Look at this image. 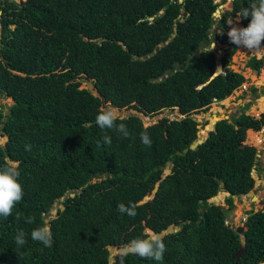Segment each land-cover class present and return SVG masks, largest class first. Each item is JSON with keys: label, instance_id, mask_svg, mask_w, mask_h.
Instances as JSON below:
<instances>
[{"label": "trees", "instance_id": "trees-1", "mask_svg": "<svg viewBox=\"0 0 264 264\" xmlns=\"http://www.w3.org/2000/svg\"><path fill=\"white\" fill-rule=\"evenodd\" d=\"M252 2L232 0L215 17L214 0H0V94L13 99L7 111L0 104V165L18 163L24 188L12 214L0 217V264H108L109 244L124 246L173 223L182 229L162 237L163 264H263L264 208L246 210L242 233L227 214L234 194L257 184L258 148L245 140L264 126V110L254 116L246 103L231 117L208 115L214 129L201 128L207 139L190 147L199 130L192 115L247 79L230 66L237 46L224 27ZM240 21L247 26L250 17ZM214 33L225 45L220 57ZM218 62L225 71L210 79ZM247 66L259 71L264 55ZM83 78L97 94L81 86ZM106 101L148 115L177 108L182 116L148 125L137 114L118 116L129 132L123 137L95 122ZM144 132L150 146L141 142ZM220 190L230 192L227 207L209 201ZM57 198L56 215L46 219ZM120 204L135 205L136 215L122 214ZM44 224L51 247L30 236ZM18 229L27 234L23 246L15 243ZM113 264L157 262L117 253Z\"/></svg>", "mask_w": 264, "mask_h": 264}, {"label": "clouds", "instance_id": "clouds-1", "mask_svg": "<svg viewBox=\"0 0 264 264\" xmlns=\"http://www.w3.org/2000/svg\"><path fill=\"white\" fill-rule=\"evenodd\" d=\"M250 17V21L246 27L239 26L241 18ZM229 30L227 36L231 43L237 48L247 49L248 51L264 49V0H253L246 8L241 16L236 18V23L233 20L228 21ZM214 35L209 38L212 40V48L215 47ZM118 115L115 107H106L99 111L96 116V124L103 129H113L120 133L123 137H128L129 132L124 123H117ZM141 142L146 146L151 145V140L147 132L141 134ZM104 143L111 144V138L104 136ZM26 150L30 151L28 146ZM20 171L18 163L14 161H6L0 165V217L7 218L12 214L15 205L20 202L24 196V188L20 182ZM254 190V188H253ZM122 214L129 216L136 215L135 205L118 206ZM17 219L19 217L17 216ZM28 223L32 222L29 218ZM31 239L43 244L45 247H51L53 237L50 227L47 224L33 229L30 233ZM27 234L23 229H18L15 234V243L17 246L26 244ZM166 245L163 239L158 234H149L146 237L132 239L124 246L123 254L138 255L142 258L152 259L157 264H163Z\"/></svg>", "mask_w": 264, "mask_h": 264}, {"label": "rangeland", "instance_id": "rangeland-1", "mask_svg": "<svg viewBox=\"0 0 264 264\" xmlns=\"http://www.w3.org/2000/svg\"><path fill=\"white\" fill-rule=\"evenodd\" d=\"M21 1V0H16ZM215 2L220 3L219 7L224 10H231L232 0H214ZM220 17V16H215ZM240 16H235L228 21L233 20L234 23H236V18ZM239 26L244 27L245 25L241 23V21L238 22ZM213 28H216V25L214 24ZM224 29L228 32L229 25L224 27ZM0 32H1V23H0ZM214 49L216 50L217 56L220 57L223 54L225 45L221 42H215ZM212 47V43H211ZM257 56L258 58L264 55V49L261 50H254V51H248L247 49L243 48H237L234 55L231 58L230 66L238 71H241L245 77L247 78L246 81L238 87L236 90L233 91L231 95L226 97L225 99L221 101H215L213 102L210 107L207 109L201 110L198 113H194L193 115L197 116V121L199 122V130L201 128H204L206 126V119L205 116L212 115V117L215 115L219 117H231L233 114H235L237 111H239L246 103H250L249 107L247 108V112L254 115L259 116L260 112L264 110V94H260L259 96H256L250 86L256 85L258 86L261 91L264 89V66L259 70L256 71L249 66H247V61L251 56ZM91 82L90 79L83 78L81 82L82 87H86L87 84ZM97 94V91L95 92ZM13 99L11 97H8L6 95L0 94V104L4 105L5 111H7L8 106L12 104ZM263 104V105H262ZM106 107H115L117 110V115L120 117L128 116L130 114H137L139 115L143 123L145 125H148L150 123L156 122L159 118L163 116H169L170 118H180L182 114L179 113L177 108L170 109L165 108L163 111L158 112L153 115L144 114L141 111L136 110L133 107H116L113 106L109 101H106L102 105V109ZM210 118H208L209 120ZM254 130V129H253ZM4 137L0 136V144H3ZM248 144L255 145L258 148V159L262 158L264 160V126L261 129L254 130L252 129L247 133V138L245 140ZM257 159V162H258ZM256 164L258 165V163ZM256 164L253 167V171L258 172V178L261 177L263 179L264 170L261 172L256 169ZM261 168L264 169V167L261 166ZM261 175V176H260ZM259 183V180L257 179V184ZM256 184V185H257ZM258 186V185H257ZM254 193L258 196V198H254L250 196L249 194H245L241 196L240 198H235L236 205L234 208H232L228 214H227V223H230L231 225L234 224L235 226L244 224L243 216L246 215V210L253 208V209H259L264 208V198L259 200L261 196L264 197V179L262 180V184H260L256 189L253 190ZM228 195L223 192V196L221 198V201L219 200V203L223 204L225 207L228 205L225 203L224 198ZM215 200V199H214ZM242 240L244 239V236L241 234ZM264 264V262H263Z\"/></svg>", "mask_w": 264, "mask_h": 264}, {"label": "water", "instance_id": "water-1", "mask_svg": "<svg viewBox=\"0 0 264 264\" xmlns=\"http://www.w3.org/2000/svg\"><path fill=\"white\" fill-rule=\"evenodd\" d=\"M179 2H182V1H184V0H178ZM222 9H221V7H218L217 9H216V11L214 12V15L215 16H221V13H222ZM201 50H202V47L200 46L199 48H198V50L196 51V54H199L200 52H201ZM219 64L222 66V68H223V64L221 63V62H218L217 63V65H216V68H215V70L213 71V73L211 74V77H210V79L211 78H213L215 75H217V74H220V73H224V68H223V71L222 70H218V68H219ZM222 71V72H221ZM206 83V82H205ZM92 93H94L95 94V92L97 91L96 90V88H95V85H94V83L93 82H89L88 84H87V86H86ZM234 115V114H233ZM232 115V116H233ZM193 116V118L195 119V120H197V116L196 115H192ZM205 119H206V127L207 126H211V127H209V129H207L208 131H211V130H213L214 129V125L212 124H210V119L208 120V115L207 116H205ZM221 119H223V117H221L220 118V120ZM207 137H208V134L206 133L205 134V132H198V136H197V138L190 144V147L191 148H195L199 143H201V142H203L204 140H206L207 139ZM6 142V139H4V142L3 143H5ZM247 143V142H246ZM189 149V147H185L184 148V152L185 151H187ZM166 164H167V166H163L164 168H165V171H166V173H169L170 171H171V169L173 168V163L170 161V160H168L167 162H166ZM221 184H222V186L224 185V182L223 181H221ZM157 188H158V183L156 184V186H155V189L153 190V194H155V192H156V190H157ZM219 192H224V193H226V194H230V192L229 191H226V190H220ZM218 192V193H219ZM218 193L216 194V195H214V196H212V197H210L209 198V201H211V202H214V203H216V204H219V200H218V198L216 197L217 195H218ZM71 193H70V191L68 192V193H66V196H68V195H70ZM247 194H249L250 196L252 195V197H254L256 194L254 193V191H253V189H250L249 191H248V193ZM235 198H238V196L237 195H235L234 194V199ZM215 199V200H214ZM60 204V199L59 198H57L55 201H54V203L52 204V208H51V210H49V211H46V212H44V216H45V218L46 219H49V218H51V217H54L55 215H56V213H57V206ZM223 205V204H222ZM233 228H235L239 233H242L245 229H246V226L244 225V224H241V225H237V226H235L234 224H232L231 225ZM180 229H182V226L180 225V224H170L167 228H165V229H163V230H160V231H158V232H154V231H152L151 229H147V236L149 235V234H158V235H160L161 237H163L165 234H167V233H171V232H175V231H177V230H180ZM125 246V245H124ZM124 246H117V245H115V244H109L108 245V249H109V256H108V264H113V262L115 261V255L117 254V253H123V250H124ZM245 250V248L242 246V247H240V249L235 253L236 255H238V254H240L241 252H243Z\"/></svg>", "mask_w": 264, "mask_h": 264}, {"label": "flooded vegetation", "instance_id": "flooded-vegetation-1", "mask_svg": "<svg viewBox=\"0 0 264 264\" xmlns=\"http://www.w3.org/2000/svg\"><path fill=\"white\" fill-rule=\"evenodd\" d=\"M0 14H1V3H0ZM261 113V112H260ZM258 165L256 164V169L258 170V171H262V170H264L263 168H261V166L262 167H264V160L262 159V158H259L258 159ZM261 176V175H260ZM262 177V176H261ZM261 177H259V178H257L258 180H259V183L257 184L258 186L260 185V184H262V180L264 179V175H263V179L261 178ZM257 185H255L254 186V189H256V187H258ZM262 198H264L263 196H261V198L259 199V200H261Z\"/></svg>", "mask_w": 264, "mask_h": 264}, {"label": "bare ground", "instance_id": "bare-ground-1", "mask_svg": "<svg viewBox=\"0 0 264 264\" xmlns=\"http://www.w3.org/2000/svg\"><path fill=\"white\" fill-rule=\"evenodd\" d=\"M246 26V25H245ZM262 98H264V97H262ZM263 103V102H262ZM215 115V114H214ZM209 116H212V115H209ZM219 117V116H218ZM252 196V195H251ZM254 198H258V196L257 195H255L254 196Z\"/></svg>", "mask_w": 264, "mask_h": 264}, {"label": "built area", "instance_id": "built-area-1", "mask_svg": "<svg viewBox=\"0 0 264 264\" xmlns=\"http://www.w3.org/2000/svg\"><path fill=\"white\" fill-rule=\"evenodd\" d=\"M245 217H246V215L245 216H243V219L245 220Z\"/></svg>", "mask_w": 264, "mask_h": 264}]
</instances>
